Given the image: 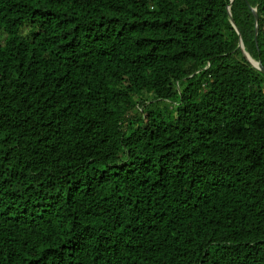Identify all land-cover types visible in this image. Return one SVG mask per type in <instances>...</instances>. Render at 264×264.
<instances>
[{
    "label": "trees",
    "instance_id": "1",
    "mask_svg": "<svg viewBox=\"0 0 264 264\" xmlns=\"http://www.w3.org/2000/svg\"><path fill=\"white\" fill-rule=\"evenodd\" d=\"M240 37L264 0H0V264H264Z\"/></svg>",
    "mask_w": 264,
    "mask_h": 264
},
{
    "label": "water",
    "instance_id": "2",
    "mask_svg": "<svg viewBox=\"0 0 264 264\" xmlns=\"http://www.w3.org/2000/svg\"><path fill=\"white\" fill-rule=\"evenodd\" d=\"M228 13H229V6H228ZM252 13H253V16H254V19H255V24L257 23V20H258V14H257V11L255 8H252ZM232 25L234 27V29L239 33L238 31V28L236 27L235 23L232 21ZM240 35V34H239ZM256 35H257V27H255V39H256ZM239 47H241L242 51H243V54L244 56L247 58V60L253 65V67H255L257 70H259L260 72L264 73V67L262 66L261 62L260 61H256L257 62V65L253 64V62L250 60L249 57H251L245 50L244 48V45H243V42H242V39L240 37L239 39V44H238ZM252 58V57H251ZM253 59V58H252Z\"/></svg>",
    "mask_w": 264,
    "mask_h": 264
},
{
    "label": "bare ground",
    "instance_id": "3",
    "mask_svg": "<svg viewBox=\"0 0 264 264\" xmlns=\"http://www.w3.org/2000/svg\"><path fill=\"white\" fill-rule=\"evenodd\" d=\"M250 58V57H249ZM250 60H251V58H250ZM252 61V60H251ZM254 64V63H253Z\"/></svg>",
    "mask_w": 264,
    "mask_h": 264
},
{
    "label": "rangeland",
    "instance_id": "4",
    "mask_svg": "<svg viewBox=\"0 0 264 264\" xmlns=\"http://www.w3.org/2000/svg\"><path fill=\"white\" fill-rule=\"evenodd\" d=\"M161 104H163V105H164V103H161Z\"/></svg>",
    "mask_w": 264,
    "mask_h": 264
}]
</instances>
